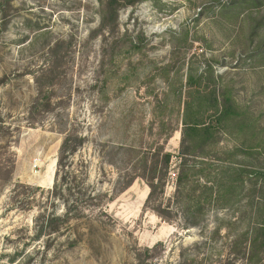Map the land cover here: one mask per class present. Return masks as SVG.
Returning <instances> with one entry per match:
<instances>
[{
	"label": "rangeland",
	"instance_id": "1",
	"mask_svg": "<svg viewBox=\"0 0 264 264\" xmlns=\"http://www.w3.org/2000/svg\"><path fill=\"white\" fill-rule=\"evenodd\" d=\"M224 1L142 0L97 33L100 0H0V264H136V251L142 264H249L232 243L255 224L258 194L244 180V190L205 203L189 225L184 193L174 196L183 159L191 163L180 154V118L172 112L176 130L165 142L156 108L172 88L185 89L191 69L205 75L209 65L253 129L224 135L206 159L264 172V5ZM72 129L85 137L73 166L102 197L46 242L35 238L33 216ZM160 145L172 155L162 218L144 206L141 177L118 191L141 174L142 153ZM201 176L189 185H202Z\"/></svg>",
	"mask_w": 264,
	"mask_h": 264
},
{
	"label": "trees",
	"instance_id": "2",
	"mask_svg": "<svg viewBox=\"0 0 264 264\" xmlns=\"http://www.w3.org/2000/svg\"><path fill=\"white\" fill-rule=\"evenodd\" d=\"M140 1L142 0H100L97 33L116 28L119 10ZM244 4L261 7L264 0H225L221 5L230 8ZM6 23L4 19L2 26L5 27ZM113 43L118 44V40ZM3 82L4 79L0 78V83ZM218 84L209 65L205 75L191 69L185 78L184 90L180 87L172 88L170 93L164 94L157 102L156 108L160 117L158 123L161 132H165L163 140L166 142L176 130L174 126H170L171 114L176 112L181 123L180 154L191 160V163H187L184 158L181 163L174 196L176 198L184 193L186 200L183 206L190 214L187 221L189 225H196L202 215V205L210 201L228 202L239 190L245 189L243 182L248 180L250 183L247 190L251 196L258 194L256 207H250V211L255 212V224L236 235L232 244L233 248L238 246L241 249V254L249 264H264L260 257V254L264 253V172L244 164L236 167L225 164L216 166L206 159L210 147L216 145L224 135L248 133L253 129V117L234 101L227 86ZM84 141L85 137L72 129L64 134L60 142L52 187L45 191L46 200L38 203L37 213L33 216L36 239L45 237L46 242L50 241V237L59 233L64 225H69L72 220L83 217L92 207L100 205L102 195L89 191L86 188V176L80 177L73 166V157ZM251 147L255 146H247L248 149ZM164 149L163 145H160L153 151L143 152L139 162L141 174L134 173L118 190L123 191L136 177H141L148 187L144 206L160 218L163 217L160 200L164 193V179L172 157L171 153ZM246 154L249 155L250 151H246ZM195 157H201V160L197 162ZM196 166L199 168L196 169ZM198 173L202 174L203 184L189 185ZM197 190L199 191L196 194ZM45 203L50 204V210L41 206ZM58 206L61 207L60 214L57 213ZM45 247H49V244L45 243ZM154 247L155 245L146 247L143 252H153ZM141 253H135L136 264H142L144 261Z\"/></svg>",
	"mask_w": 264,
	"mask_h": 264
},
{
	"label": "built area",
	"instance_id": "3",
	"mask_svg": "<svg viewBox=\"0 0 264 264\" xmlns=\"http://www.w3.org/2000/svg\"><path fill=\"white\" fill-rule=\"evenodd\" d=\"M170 174H172L173 176H175V173L174 172H169Z\"/></svg>",
	"mask_w": 264,
	"mask_h": 264
}]
</instances>
